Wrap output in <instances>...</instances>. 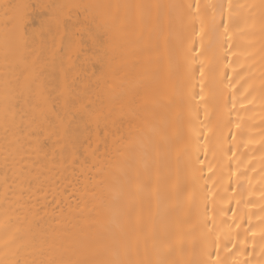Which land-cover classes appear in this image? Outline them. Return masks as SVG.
I'll return each instance as SVG.
<instances>
[{
    "label": "bare ground",
    "instance_id": "1",
    "mask_svg": "<svg viewBox=\"0 0 264 264\" xmlns=\"http://www.w3.org/2000/svg\"><path fill=\"white\" fill-rule=\"evenodd\" d=\"M0 264H264V0H0Z\"/></svg>",
    "mask_w": 264,
    "mask_h": 264
},
{
    "label": "snow or ice",
    "instance_id": "2",
    "mask_svg": "<svg viewBox=\"0 0 264 264\" xmlns=\"http://www.w3.org/2000/svg\"><path fill=\"white\" fill-rule=\"evenodd\" d=\"M5 7H8V6H5ZM12 7H14V8H18V7H20L19 5H13ZM25 7H27V6H25ZM46 7H51L50 5L49 6H46ZM62 7V6H61ZM229 7H231V5H229ZM33 23H34V21H33ZM225 31H227V23H225Z\"/></svg>",
    "mask_w": 264,
    "mask_h": 264
}]
</instances>
